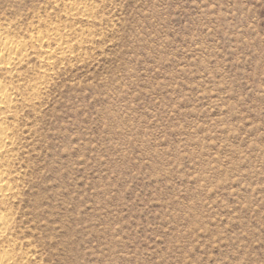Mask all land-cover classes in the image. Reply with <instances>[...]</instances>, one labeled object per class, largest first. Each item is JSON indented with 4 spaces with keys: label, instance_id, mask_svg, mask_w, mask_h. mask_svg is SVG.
Returning <instances> with one entry per match:
<instances>
[{
    "label": "rangeland",
    "instance_id": "rangeland-1",
    "mask_svg": "<svg viewBox=\"0 0 264 264\" xmlns=\"http://www.w3.org/2000/svg\"><path fill=\"white\" fill-rule=\"evenodd\" d=\"M85 2L90 20L69 0H0L7 36L61 24L89 37L9 114L22 251L36 264H264V0ZM43 64L19 67L24 96Z\"/></svg>",
    "mask_w": 264,
    "mask_h": 264
},
{
    "label": "bare ground",
    "instance_id": "bare-ground-1",
    "mask_svg": "<svg viewBox=\"0 0 264 264\" xmlns=\"http://www.w3.org/2000/svg\"><path fill=\"white\" fill-rule=\"evenodd\" d=\"M85 0H69V11L84 20H90L95 13V6H85ZM61 24L48 25L44 30L31 31L28 39L21 40L7 36L6 28H0V264H36L35 251L24 248L14 236V213L12 203L18 197L20 183L17 180L19 169L9 165L8 161L16 156L18 149L15 139L16 128L8 122L9 114L18 106L17 95L23 103L29 105L40 98L43 87L54 75L55 63L69 61L76 51L88 42V36L79 38L65 35ZM44 63L29 86L31 92L23 95L21 85L14 80L18 69L25 65L31 55ZM29 246V245H28ZM31 246V244H30Z\"/></svg>",
    "mask_w": 264,
    "mask_h": 264
}]
</instances>
